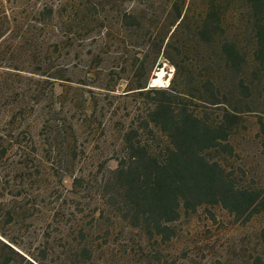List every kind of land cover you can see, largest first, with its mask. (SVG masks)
Here are the masks:
<instances>
[{"label":"rangeland","instance_id":"obj_1","mask_svg":"<svg viewBox=\"0 0 264 264\" xmlns=\"http://www.w3.org/2000/svg\"><path fill=\"white\" fill-rule=\"evenodd\" d=\"M173 3L0 0V264H264L263 72L251 75L232 148L208 153L236 188L255 193L252 206H181L162 234L133 222L120 171L128 141L163 138L150 111L162 99L176 108L187 80L174 48L177 93L150 91L167 88L176 69L145 48L134 15L167 27ZM198 110L222 120L220 109Z\"/></svg>","mask_w":264,"mask_h":264},{"label":"trees","instance_id":"obj_2","mask_svg":"<svg viewBox=\"0 0 264 264\" xmlns=\"http://www.w3.org/2000/svg\"><path fill=\"white\" fill-rule=\"evenodd\" d=\"M194 4L198 11L193 12ZM224 5L235 7L223 9ZM173 8L167 27H154V23L149 27L138 15L134 17L138 36L147 38L145 48L176 69L167 88L151 87L150 91L177 93L176 48L187 73L179 93L182 99L176 108L165 99L154 103L149 124L163 138L154 145L129 140L131 161L120 165L134 224L142 219L158 234L165 232L164 222L176 219L181 206L189 210L221 204L241 214L256 199L254 192L236 188L224 166L210 161L208 153L232 148L229 137L238 130L244 108L249 106L251 75L264 73V0H174ZM150 57L137 59L136 70L146 69ZM147 86L140 84L136 89ZM199 108L222 110V120L207 121Z\"/></svg>","mask_w":264,"mask_h":264},{"label":"bare ground","instance_id":"obj_3","mask_svg":"<svg viewBox=\"0 0 264 264\" xmlns=\"http://www.w3.org/2000/svg\"><path fill=\"white\" fill-rule=\"evenodd\" d=\"M157 73L159 74V76H160L161 78H164V76H165V70H164V69H162V70H158ZM165 80H166V79H165ZM169 80H170V79H169ZM167 82H168V80H167ZM153 83H154V80H153Z\"/></svg>","mask_w":264,"mask_h":264}]
</instances>
